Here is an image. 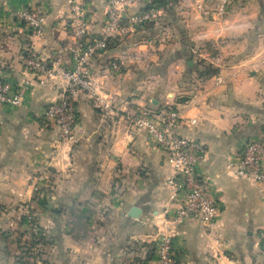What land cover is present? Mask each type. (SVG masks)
Here are the masks:
<instances>
[{"label":"crops","instance_id":"crops-1","mask_svg":"<svg viewBox=\"0 0 264 264\" xmlns=\"http://www.w3.org/2000/svg\"><path fill=\"white\" fill-rule=\"evenodd\" d=\"M162 1L154 20L116 36L92 62L96 79L114 95V113L79 92L74 136L59 141L43 111L60 96L64 81L37 85L24 50L71 67L80 42L73 3H79L87 31L99 36L107 0H0V78L26 87L21 104L0 105V205L23 206L42 186L46 195L58 196L46 204V225L58 227L57 264H156L157 237L180 202L168 200L172 167L165 152L146 132L131 128L124 112L168 100L182 116L177 131L205 148L196 170L221 209L209 226L197 217L175 225L177 264H264V187L230 167L264 125L259 11L252 0H232L235 11L221 17L208 16L216 0L201 7L196 0ZM26 6L44 10L42 34L14 15ZM220 40L214 55L210 48ZM112 58L121 63L120 72L107 69ZM200 63L218 73L201 75ZM133 207L140 209L138 217L129 215Z\"/></svg>","mask_w":264,"mask_h":264},{"label":"built area","instance_id":"built-area-1","mask_svg":"<svg viewBox=\"0 0 264 264\" xmlns=\"http://www.w3.org/2000/svg\"><path fill=\"white\" fill-rule=\"evenodd\" d=\"M152 0H108L104 23L99 36H93L79 3L73 7L77 13L74 34L80 42L72 50L73 65L62 66L41 58L31 48L24 50L23 62L34 74L36 84L46 85L56 80L64 81L60 96L48 102L43 111V122L57 130L58 140H69L74 136L77 123L76 96L79 92L87 94L95 104L107 113H114V95L105 84L96 79L92 70L93 60L104 53L116 36L133 30L154 20L155 10L130 8L148 4ZM201 7L205 0H196ZM228 0H220L219 9L223 10ZM16 18L40 35L44 32L45 13L39 6L21 7L14 10ZM86 38V40H83ZM111 72H120L121 63L112 58L107 64ZM25 86L11 80L0 78V105L18 106L21 104ZM125 118L131 128L144 131L154 144L165 152L172 172L166 179L169 202H180L173 217L166 221V228L156 240V264H177L173 251L172 236L175 225L184 218L197 217L205 226L211 225L220 215V204L213 200L207 191L206 182L196 170V164L205 152L203 144L177 131L182 116L173 103L166 101L156 108L138 105L132 111L125 110ZM264 125L240 148L230 167L238 176L245 177L264 187ZM35 231L36 225L30 223Z\"/></svg>","mask_w":264,"mask_h":264},{"label":"rangeland","instance_id":"rangeland-1","mask_svg":"<svg viewBox=\"0 0 264 264\" xmlns=\"http://www.w3.org/2000/svg\"><path fill=\"white\" fill-rule=\"evenodd\" d=\"M252 1H254L253 3L256 11H259L260 17L256 24V31L258 34V43L260 47L262 46L263 48L264 0ZM219 5L220 0H216V3L212 6L213 8L208 9V16H212L215 13L217 16L221 17L235 11V6L232 0L226 2L223 10L219 9ZM141 6L142 9L147 5L143 4ZM152 6H154L152 7V10L157 9L154 4ZM150 8L151 7L147 9ZM229 44H234V40L229 42ZM218 45H223L221 40L218 41L217 45L213 43L211 46L210 49L211 52L213 51L212 54L216 55L215 52L219 49ZM261 56L262 55H260V58H262ZM199 58L200 60L204 59L201 56H198L196 60L199 61ZM200 64V71L209 73L207 74L208 76L218 73L217 67L203 63ZM257 68L262 70L259 66H257ZM36 181L43 180L40 179ZM42 187H40V189L38 188V190L32 194L31 199L23 206L21 203L9 207L0 205V264H57V262L52 259V256L56 254V250L58 249V227L50 228L46 225V219L48 218L47 215H49L48 210L46 211V204L49 199L55 201L58 196L54 197L53 195H46V186L45 188ZM30 223L36 225L35 231L30 227ZM70 223H73L72 220ZM70 223H68V225Z\"/></svg>","mask_w":264,"mask_h":264},{"label":"water","instance_id":"water-1","mask_svg":"<svg viewBox=\"0 0 264 264\" xmlns=\"http://www.w3.org/2000/svg\"><path fill=\"white\" fill-rule=\"evenodd\" d=\"M187 65H189V66H193V60H192V59H188V60H187ZM251 74L254 75L255 72L252 71ZM184 99H185L184 97H179V98L177 99V101H183ZM54 210H55V211H59L58 208H54ZM139 213H140V209L137 208V207H133V208L131 209V211L129 212V215L132 216V217H138Z\"/></svg>","mask_w":264,"mask_h":264},{"label":"trees","instance_id":"trees-1","mask_svg":"<svg viewBox=\"0 0 264 264\" xmlns=\"http://www.w3.org/2000/svg\"><path fill=\"white\" fill-rule=\"evenodd\" d=\"M153 4H154L156 7H157V6L159 7L161 4H164V2H163L162 0H152V2L148 3L147 6H145V7L142 8V9L144 10V9L149 8V7L152 8V7H154V6H152ZM112 42H113V41H112ZM112 42L109 43V46L111 45ZM200 74H201V75H205V74H206L205 76H208L207 74H209V73H205V72L202 71ZM213 75H214V74H213Z\"/></svg>","mask_w":264,"mask_h":264}]
</instances>
